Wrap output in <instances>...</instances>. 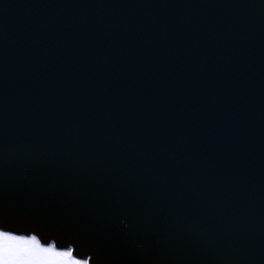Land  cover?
Wrapping results in <instances>:
<instances>
[{
    "label": "water",
    "instance_id": "1",
    "mask_svg": "<svg viewBox=\"0 0 264 264\" xmlns=\"http://www.w3.org/2000/svg\"><path fill=\"white\" fill-rule=\"evenodd\" d=\"M0 230L264 264V0H0Z\"/></svg>",
    "mask_w": 264,
    "mask_h": 264
},
{
    "label": "snow or ice",
    "instance_id": "2",
    "mask_svg": "<svg viewBox=\"0 0 264 264\" xmlns=\"http://www.w3.org/2000/svg\"><path fill=\"white\" fill-rule=\"evenodd\" d=\"M0 264H88L74 257V249L58 250L36 235L20 236L0 230Z\"/></svg>",
    "mask_w": 264,
    "mask_h": 264
},
{
    "label": "rangeland",
    "instance_id": "3",
    "mask_svg": "<svg viewBox=\"0 0 264 264\" xmlns=\"http://www.w3.org/2000/svg\"><path fill=\"white\" fill-rule=\"evenodd\" d=\"M83 261H86V260H82V262H83Z\"/></svg>",
    "mask_w": 264,
    "mask_h": 264
}]
</instances>
